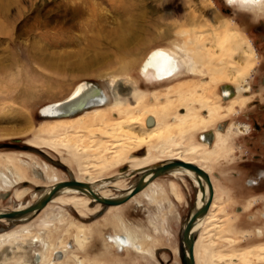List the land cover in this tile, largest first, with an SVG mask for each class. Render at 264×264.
I'll return each mask as SVG.
<instances>
[{
  "label": "bare ground",
  "instance_id": "obj_1",
  "mask_svg": "<svg viewBox=\"0 0 264 264\" xmlns=\"http://www.w3.org/2000/svg\"><path fill=\"white\" fill-rule=\"evenodd\" d=\"M187 2L174 3V10L188 6ZM203 5L207 8L211 7L210 0L203 2ZM229 5L231 7L240 6L242 11L251 12L254 15L256 12L264 10V0H232ZM138 6L131 7V10L138 12L132 11L131 15L120 25L122 31L118 37L121 42L126 43L135 35L134 32H132L134 35L131 34L127 27L131 28L141 24V27L151 29L150 26L145 25L146 22L142 21L146 16L147 7L144 6L143 10L139 12ZM128 8L125 9L128 11ZM127 11L125 10L126 15L129 13ZM191 16L192 19H189V23H187L190 27L184 24L171 25L164 31L165 37H176L181 39L182 43H177L175 50L168 51L164 48L154 50L143 62L140 74L148 81L149 85L156 86L174 79L179 80V77L186 75L196 78L198 75H204L203 69H206L210 74L211 83L226 81V85H221L222 89L234 88L233 85L238 87L239 95L237 97L233 98L234 94H231L224 98V100L233 98L230 103L222 104L219 94L214 95L213 98L210 96V89H208L210 81L198 83L192 78L174 82L168 86L165 94L155 89L150 91L149 95V91L142 89L132 77L125 80L124 93L117 89L114 82H111L112 93L108 96L95 83L82 84L67 99L41 109L43 116L49 121L41 127L37 137L27 144L36 148L46 145L55 152H67L69 160L76 162L81 174L87 176L86 181L82 179L83 177L71 178L89 184L96 194L111 199H121L127 196L145 173L144 170L163 163L177 160L192 162L211 174L215 170H213L215 165H220L225 160H233L236 152L233 139L238 136V132L245 130L244 126L234 123L229 126L227 132H220L213 149H209L205 145L208 144L207 142H204L205 144L199 142L195 134L198 135L227 120L237 114L246 104L247 99L241 94L248 88L247 79L258 64V54L251 40L229 26L228 21L216 28H210L208 23L201 26L199 17L196 20L197 15L194 11ZM144 20L147 18L145 17ZM147 21L149 22V20ZM138 29L140 27L137 28V31ZM205 30H210L211 33L207 34ZM242 44L247 46V50L244 51L243 64H240L235 62L233 57L238 51L241 52ZM176 54H183L187 58L184 60L181 57L179 60ZM3 66L5 68V65ZM3 66L0 67L3 68ZM173 94L178 97L172 99ZM162 98H166V100L159 101ZM149 99L155 101L149 102ZM182 108H184V112H180ZM175 111L177 113H174ZM203 111L208 114L204 115ZM224 111H226L225 115H223ZM113 114H118L122 118L112 119ZM210 145H212L211 142ZM143 148L146 150H142ZM134 154H138V156ZM5 162L7 163L5 167L0 162V201L5 200L9 194L13 193L18 204L10 210L0 209V215L26 210L44 198L54 186L68 181V178H63L57 169L45 161L40 164L36 160L29 162L16 157H7ZM124 164L128 165L116 173L103 174L107 170ZM165 175L173 176L175 179L180 177L181 181H184L182 177H187L198 186V196L194 207L190 210L191 214L210 199L209 185L202 179L205 193L202 192L196 173L174 168L162 176ZM162 176L152 180L141 192L122 204L104 205L98 203L87 189L65 187L40 211L31 212L18 218H0V223H10L15 226L12 230L3 229L0 226V264H63L66 259L74 264H90L86 257H81L75 252V250L83 252L87 246L89 241V237H86V231L89 230L87 227L77 228L78 233L74 234L72 247L67 245L68 242L61 241L57 245L50 237L53 226L59 222L62 224L65 215L69 212L59 208L58 213L48 215L44 219L39 225V231L36 232L31 226L32 220L56 203L61 206H71L77 212H82V208L92 204L97 213L101 211L99 216L103 217L107 212L128 202H135L138 208L142 207V203L137 200V197L140 196L154 204L169 199V195H172L178 202L182 201L184 196L180 185L172 180L167 189L160 181ZM49 181L51 184L47 183ZM30 182L35 186L46 184L43 189L36 187L37 191L32 192L33 198L30 201H25L31 192L27 186ZM214 187L215 196L210 210L193 229L196 237L195 264H240V262L250 264L249 257L251 258L252 255L264 261L263 245L250 250L234 251L231 254H217L209 246L211 243L207 245L204 243V233L214 222L211 214L218 207L216 203L231 196L229 190L223 188L218 181H215ZM113 190L118 193H113ZM161 205L163 206V204ZM190 215L185 220L180 233L178 252L180 258L182 248L188 251L182 234ZM116 219L120 224L121 232L104 235V246L114 247L116 242H122V245H119L120 250L124 246L128 249V243L125 242L130 241V244H133V250L138 254L153 256L151 247L149 248L150 245L147 246V243L151 244L154 241L153 237L147 234L141 238L128 226L123 217L119 216ZM59 252L63 254V259L57 261L54 257ZM100 252V249L94 252L97 258L93 264H107L99 256L104 253ZM31 253L34 254L33 259H31Z\"/></svg>",
  "mask_w": 264,
  "mask_h": 264
},
{
  "label": "rangeland",
  "instance_id": "obj_2",
  "mask_svg": "<svg viewBox=\"0 0 264 264\" xmlns=\"http://www.w3.org/2000/svg\"><path fill=\"white\" fill-rule=\"evenodd\" d=\"M183 1H188V6L174 10V3ZM190 1L0 0V66L5 65V68L4 66L0 67V143H15L20 140L19 144L23 145L34 140L41 127L49 121L43 116L42 110L52 103L67 99L82 84L95 83L108 96L112 93L111 82H114L117 89L124 93V82L128 77H132L142 89L149 91V95L150 91L155 89L165 94L168 86L174 84L173 82L190 80L192 77L185 76L170 83L152 86L140 74V68L154 50L164 48L171 51L175 50L177 43H182V40L176 37H165L164 31L171 25L184 24L190 27L187 23H189V19H192V16L190 17L192 11L197 15L196 20L199 17L201 26L208 23L210 28H216L228 21L229 26L251 40L253 46L257 44V48L264 51V10L256 12V15H251V12L242 11L240 6H229L226 0H210L211 7L208 8L203 5V2L208 0ZM131 5H139V12L143 10L144 6L147 7L146 16L142 21L146 22L144 24L150 26L151 29L143 26L142 28L141 24L131 28L127 27L131 34L134 32L135 38L133 37L131 40L134 41L129 40L131 42L128 41L126 44L121 42L118 35L122 31L120 25L123 20H126L132 11L138 12L131 10ZM125 8L129 9L127 15ZM183 16L186 18H182ZM145 17L149 22L144 20ZM138 26L140 29L137 31ZM205 32L211 33L210 30H205ZM242 46L241 52L238 51V54L235 53L233 57L234 61L240 64H243L244 51L247 50L245 44ZM176 56L179 60L181 57L184 60L187 58L183 54H176ZM254 69L247 82L251 81ZM203 72L204 75H198L192 79L198 83L210 81L208 71L203 69ZM223 84H227V82L211 83L210 81L208 89H210L212 98L220 92ZM177 97L176 94L171 96L172 99ZM164 100L166 98L159 101ZM154 101V99H149V102ZM203 114L205 113L203 112ZM225 114L226 111L223 115ZM111 118L119 119L122 116L113 114ZM241 120L247 121L243 118ZM229 122L232 121L229 120ZM233 122L237 123L238 118L233 119ZM195 135L199 136L197 133ZM233 142L238 144L236 137ZM39 149L44 150L63 164L67 161L65 166L71 174L45 160L39 154L15 148H1L0 162L5 167L7 157H16L29 162L36 160L40 164L45 161L57 169L65 179L83 177L82 179L86 181L87 176L81 174L76 162L69 160L67 152H55L46 145H42ZM134 155L138 156V154ZM233 158L231 161H223L222 164L215 165L213 170L228 174L231 169L236 167L235 164H229L234 162L235 156ZM254 158L248 156V160L243 164L248 168L251 176H255L258 169L264 168V157L260 160H254ZM127 165L116 166L103 174L116 173ZM224 178H228V175H224ZM182 179L184 181H181L180 177L175 179L173 176L165 175L160 178V181L167 189L170 181L177 182L183 192V202H178L172 195H169V199L154 204L140 196L137 197V200L142 203V207L138 208L135 202H128L107 212L102 220H97L101 211L97 213L92 204L81 209L84 212L83 215L82 212H77L71 206H61L56 203L52 204L42 215L33 219L31 226L34 227L35 232L39 231V225L48 215L56 214L59 212V208H63L69 213L64 214L62 224L59 222L60 224L56 223L53 226L50 237L57 245L59 241H71V244L74 243V234L78 233L77 228L87 227L89 229L86 231V237H89L87 246L83 252L79 250H75V252L81 257H86L90 264L95 262L97 257L94 252L99 249L100 253H104L99 256L107 264H182V260L178 256L180 233L198 196V188L194 186L193 182L187 177H182ZM47 183L51 184L50 181ZM219 183L225 184L224 182ZM45 184L35 186L32 182L28 183L27 186L31 192L25 201H30L33 198L32 192L37 191L36 187L43 189ZM255 190L256 193L233 192L235 196L225 197V200L216 203L218 207L211 214L214 222L204 233V243L206 245L211 243L209 246L217 254H231L234 251L240 252L257 248L260 245L264 246V239L258 238L256 233L259 228L264 230V219L262 218L264 192H257L264 191V183ZM113 193L118 192L113 190ZM13 196V193L9 194L5 200L0 201V209L14 208L18 203ZM254 197L258 198L259 204L252 209L250 208V199ZM166 202L167 204H165ZM170 204L172 207L169 206ZM237 207L242 208V214H238ZM119 216L123 217L139 237L143 238L147 234L153 237L154 241L151 244L147 243V246L151 247L153 256L151 254L140 256L131 250L127 251L124 256H120L116 254L113 246H104V235L121 232L120 224L116 219ZM0 226L6 230H12L15 227L10 223H0ZM31 255V259H33L34 254L31 253ZM249 260L250 264H264L263 260H259L254 255L249 257ZM63 264H74V262L66 259ZM240 264L244 263L240 262Z\"/></svg>",
  "mask_w": 264,
  "mask_h": 264
},
{
  "label": "flooded vegetation",
  "instance_id": "obj_3",
  "mask_svg": "<svg viewBox=\"0 0 264 264\" xmlns=\"http://www.w3.org/2000/svg\"><path fill=\"white\" fill-rule=\"evenodd\" d=\"M239 4L241 5V3ZM251 15H254V14H251ZM254 47L256 48L259 61H258L257 66L254 69V74H253L251 81L248 84V88L246 89V91L242 92L241 94V96L247 99L246 104L243 107H241L240 111L237 114L233 115L227 120H224L216 124L213 128H210L204 132L199 133L198 134L199 136L197 137L199 142L201 143L203 142L202 144H205L204 142H207L208 144H205V145L209 149H213V147L216 144L215 142L218 139V134L220 132H224V133L227 132L229 126L231 124L236 123V122H233V119L238 118L237 123L240 126L245 127L244 131L241 130L240 132H238V136L236 137L238 144H235L236 145L235 160L234 162L229 163V164H235L236 167L233 170L231 169L228 174L227 173L222 174V172H215V170L210 174L212 182H213V186H214L215 181L216 182L218 181V183L224 182L225 184H221V183L219 184L223 188H227L231 196L234 195L233 192H237V191L240 193L241 192L242 193L243 192L256 193L255 189L259 188L264 183V168L258 169L256 172V175L251 176L248 168L243 165L248 160V156L255 157L254 160H260L262 157H264V51H260L257 48V44H255ZM186 76H189V75H186ZM182 77H185V76H182ZM166 80H162V81L165 82ZM171 81H168L165 83H170ZM159 85H156V86H159ZM223 85H226V84H223ZM233 87L234 88L226 87L225 89H222V86H221L220 92L218 94L221 98L222 104L227 105L228 103L231 102L233 98L239 95L238 87L235 85H233ZM231 94H234L233 98H231L230 100H224L225 97L230 96ZM183 109L184 108H182L180 112H184ZM203 112L205 113L204 115L208 114V112L206 111H203ZM242 118L247 121H242L241 120ZM229 120H231L232 122H229ZM210 142L212 143V145H210ZM225 161H231V160H225ZM225 166L228 167V165H225ZM224 175H228V178H224ZM193 184L196 188H198V186H196L194 182ZM214 191H215V187H214ZM257 192H264V191H257ZM257 196L260 197L261 195H257ZM257 199L258 198L256 197L250 199V205H251L250 208L253 209L259 204ZM237 209L239 210L237 211L238 214H242L243 212L242 208L237 207ZM245 211L246 210L244 209V212ZM103 217L100 216L98 217L97 220L99 219L102 220ZM262 218L264 219V213L262 214ZM256 233L258 234L257 235L258 238L264 239L263 229L261 228L257 229ZM126 239L128 240V238ZM125 243H128L129 248L127 249L124 246L121 250L119 248V245H122V242L115 243L114 249H115L116 254L120 256L121 255L124 256V254L127 251H130V250L134 251L133 244H130L131 243L130 241L129 242L127 241ZM67 245L72 247L73 243L70 244V241H69ZM140 256H143V255H140ZM54 258L57 259V261H59L60 259H63V254L59 252L55 254Z\"/></svg>",
  "mask_w": 264,
  "mask_h": 264
},
{
  "label": "water",
  "instance_id": "obj_4",
  "mask_svg": "<svg viewBox=\"0 0 264 264\" xmlns=\"http://www.w3.org/2000/svg\"><path fill=\"white\" fill-rule=\"evenodd\" d=\"M20 140H17L15 143H0V149L1 148H15L17 150H23L27 152H33L36 154H39L42 156L45 160L51 162L57 167H60L68 172L67 167L59 160H55L52 158L48 153H46L44 150L30 146L28 144L20 145ZM186 169L190 170L198 175V182L200 184V189L202 192L205 193V187L203 185L202 179H204L210 188V199L196 212L190 215L188 222L186 224V227L183 230V241L185 245L188 247V251H186L185 248H182L181 250V260L182 264H195V244H196V237L193 233V229L195 225L198 223L200 219H202L204 216H206L210 210V207L212 205L213 199H214V186L211 179L210 174L204 170L202 167L187 161L177 160V161H171L167 163H163L160 165H157L155 167H151L149 169L144 170L145 173L141 177V179L137 182V184L134 186V188L130 191V193L121 199H111V198H105L102 196H99L96 194L91 186L85 182H80L78 180H75L71 178L70 180L66 182H62L52 188V190L41 200H39L36 204L31 206L30 208H27L26 210H20V211H14L9 212L6 214H1L0 218H18L21 216H24L28 213L40 211L42 210L51 200L52 198L62 189L65 187L70 188H78V189H87L93 196V198L98 202L102 203L104 205H118L127 202L130 200L133 196L141 192L152 180L164 175L168 170L170 169ZM205 198V196H204Z\"/></svg>",
  "mask_w": 264,
  "mask_h": 264
},
{
  "label": "clouds",
  "instance_id": "obj_5",
  "mask_svg": "<svg viewBox=\"0 0 264 264\" xmlns=\"http://www.w3.org/2000/svg\"><path fill=\"white\" fill-rule=\"evenodd\" d=\"M232 0H226V3L231 4Z\"/></svg>",
  "mask_w": 264,
  "mask_h": 264
},
{
  "label": "crops",
  "instance_id": "obj_6",
  "mask_svg": "<svg viewBox=\"0 0 264 264\" xmlns=\"http://www.w3.org/2000/svg\"><path fill=\"white\" fill-rule=\"evenodd\" d=\"M124 205H125V204H124ZM192 206H193V205H192ZM191 208H192V207H191ZM190 210H191V209H190ZM190 214H191V213L189 212L188 215H187V217H188ZM187 217H186V219H187ZM186 219H185V220H186Z\"/></svg>",
  "mask_w": 264,
  "mask_h": 264
}]
</instances>
